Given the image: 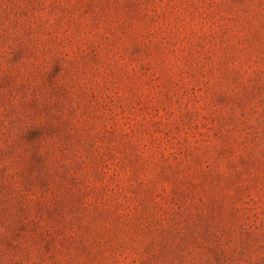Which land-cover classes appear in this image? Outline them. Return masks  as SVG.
<instances>
[{"label":"rangeland","instance_id":"rangeland-1","mask_svg":"<svg viewBox=\"0 0 264 264\" xmlns=\"http://www.w3.org/2000/svg\"><path fill=\"white\" fill-rule=\"evenodd\" d=\"M0 264H264V0H0Z\"/></svg>","mask_w":264,"mask_h":264}]
</instances>
